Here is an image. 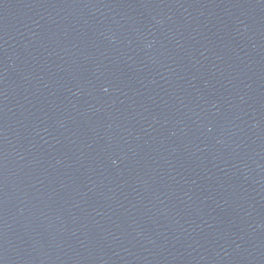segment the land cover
Instances as JSON below:
<instances>
[{"label": "water", "instance_id": "1", "mask_svg": "<svg viewBox=\"0 0 264 264\" xmlns=\"http://www.w3.org/2000/svg\"><path fill=\"white\" fill-rule=\"evenodd\" d=\"M0 264H264V0H0Z\"/></svg>", "mask_w": 264, "mask_h": 264}]
</instances>
